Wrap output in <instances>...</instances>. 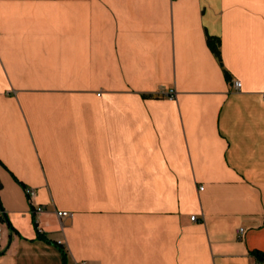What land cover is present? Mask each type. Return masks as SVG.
<instances>
[{
	"label": "crops",
	"instance_id": "1",
	"mask_svg": "<svg viewBox=\"0 0 264 264\" xmlns=\"http://www.w3.org/2000/svg\"><path fill=\"white\" fill-rule=\"evenodd\" d=\"M263 94L264 0H0V264H264Z\"/></svg>",
	"mask_w": 264,
	"mask_h": 264
},
{
	"label": "built area",
	"instance_id": "2",
	"mask_svg": "<svg viewBox=\"0 0 264 264\" xmlns=\"http://www.w3.org/2000/svg\"><path fill=\"white\" fill-rule=\"evenodd\" d=\"M240 85H241L240 82H238V81L235 82V87H236V88H239ZM174 95H175L174 91H171V92H170V96H171V97H174ZM263 100H264V94H263ZM200 189L203 190V187H201ZM26 192H27V194H28V196H29L30 199H32V198L35 196V190H34V189L28 188V189L26 190ZM35 211H36L37 213H41V212L44 211V207H43V206H38V207H36ZM70 215H71V214H70L69 212H65V211H58V212H57V216H58L59 218H61V219H62V218H65V217H68V216H70ZM192 219H193V220H196V216H193ZM2 228H3V221H2L1 216H0V238H1ZM40 231H41V230H40ZM242 231H243V230H241V232H242ZM58 244H59V245H62L60 242H59ZM62 246H63V245H62ZM256 264H260V263H256Z\"/></svg>",
	"mask_w": 264,
	"mask_h": 264
},
{
	"label": "trees",
	"instance_id": "3",
	"mask_svg": "<svg viewBox=\"0 0 264 264\" xmlns=\"http://www.w3.org/2000/svg\"><path fill=\"white\" fill-rule=\"evenodd\" d=\"M208 42H209V44L213 47V49L216 50L217 53H219L218 47L215 46V44L213 43V41H212L211 38L208 39ZM58 245H59V244H58ZM59 246L62 247V245H59ZM62 248H63V247H62ZM256 254H257V256H258L259 258H261V259L264 258V254H263V253L256 252Z\"/></svg>",
	"mask_w": 264,
	"mask_h": 264
}]
</instances>
